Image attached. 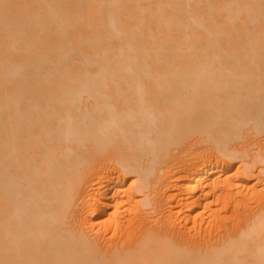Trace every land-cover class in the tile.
Returning <instances> with one entry per match:
<instances>
[{"label":"bare ground","instance_id":"obj_1","mask_svg":"<svg viewBox=\"0 0 264 264\" xmlns=\"http://www.w3.org/2000/svg\"><path fill=\"white\" fill-rule=\"evenodd\" d=\"M0 264H264V0H0Z\"/></svg>","mask_w":264,"mask_h":264}]
</instances>
